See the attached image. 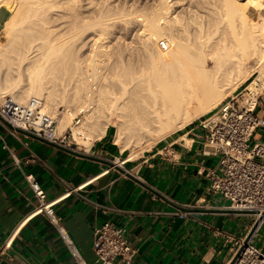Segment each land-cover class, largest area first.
I'll list each match as a JSON object with an SVG mask.
<instances>
[{"label":"bare ground","instance_id":"6f19581e","mask_svg":"<svg viewBox=\"0 0 264 264\" xmlns=\"http://www.w3.org/2000/svg\"><path fill=\"white\" fill-rule=\"evenodd\" d=\"M155 4L0 0L12 10L0 43V102L39 98L62 134L84 112L72 127L79 148L88 150L114 125L116 144L133 158L209 112L256 71L249 86L264 79V17L249 14L255 5L262 15L261 0ZM116 24L129 32L143 24L139 46L120 40L126 30L112 32Z\"/></svg>","mask_w":264,"mask_h":264},{"label":"crops","instance_id":"0c3cea01","mask_svg":"<svg viewBox=\"0 0 264 264\" xmlns=\"http://www.w3.org/2000/svg\"><path fill=\"white\" fill-rule=\"evenodd\" d=\"M8 16L0 8V29ZM256 102L264 116V89ZM106 130L86 151L72 142L63 145L113 165L32 137L0 118V250L11 240L0 264H78L48 216L35 212L39 200L25 173L44 187L89 264H99L95 228L106 221L125 229L136 249L132 264H226L251 220L238 228L228 225L234 215L225 211L229 201L210 187L220 155L204 151L199 121L133 158L114 141V125ZM256 137L264 138V131Z\"/></svg>","mask_w":264,"mask_h":264},{"label":"built area","instance_id":"2783aa9c","mask_svg":"<svg viewBox=\"0 0 264 264\" xmlns=\"http://www.w3.org/2000/svg\"><path fill=\"white\" fill-rule=\"evenodd\" d=\"M162 45L166 47L164 42ZM259 93L249 86H239L199 118L204 131V151L220 155L218 170L210 172L211 189L229 201L225 211L251 218L249 233L235 239L233 254L226 264H264V249L255 241L264 224V139L256 137L259 131H264V116L256 111ZM0 118L6 124L60 144H65L72 135L71 130L59 133L58 120L42 109L37 97L19 103L5 96L0 102ZM78 120L77 117L75 122ZM4 147L8 145L5 143ZM24 176L39 200L35 212L48 216L78 264H89L57 215L53 201L46 200V191L36 176L33 173ZM10 246L11 240H6L0 252ZM93 248L99 264H132L136 254L125 229L110 221L95 228Z\"/></svg>","mask_w":264,"mask_h":264},{"label":"rangeland","instance_id":"374dc122","mask_svg":"<svg viewBox=\"0 0 264 264\" xmlns=\"http://www.w3.org/2000/svg\"><path fill=\"white\" fill-rule=\"evenodd\" d=\"M96 1H98V0H95V2ZM107 1H110V2H112V3H118L119 5H121L122 6V3H123V6H125V5H127V6H139V7H149V6H154V5H156L155 4V0L153 1H151V0H149V3H147V1H145V0H107ZM130 1V2H129ZM159 1V0H158ZM157 0H156V3L158 2ZM262 2H263V6H262V11H261V13H262V15H260V10H259V8L260 7H257V6H251L250 7V12H249V14H250V16L253 18V19H255V20H261V19H263V17H264V0H261ZM137 2V3H136ZM153 2V3H152ZM127 3V4H126ZM143 4V5H142ZM0 8H4V9H6L7 11H8V15L10 16L11 15V13H12V10H11V8H8V7H6V6H1ZM93 8V7H92ZM257 8V9H256ZM94 9H96V10H94ZM93 10H94V12H93ZM92 13V14H91ZM96 13H97V8L96 7H94L93 9H91L90 8V10L87 12V14H88V16L91 18H93V17H95V15H96ZM259 15V16H258ZM8 16V17H9ZM7 17V18H8ZM7 18L5 19V21H4V23H3V25H2V27H1V29H0V43L1 42H3V41H5L6 39H7V35H6V30H7V26H6V20H7ZM121 24V23H120ZM116 27H114V29H115V31H114V29H112V32H118V33H121V35H122V33H123V31H124V28H125V30H126V32L124 31V34H123V36L122 37H120V40H122L123 42H128V41H130V39L131 40H135L134 41V43H132V45L134 44V47H137V45L139 46V40H140V37L143 35V33L141 32V30H142V26H143V31H145V29H144V25L143 24H139V26H141L140 28L137 26L136 28H137V30H135V32H134V30H131L130 32L128 31L129 29H128V27H125V26H122V25H120L121 27H122V31H121V27H119L118 28V26H117V24L115 25ZM116 28H117V31H116ZM140 29V30H139ZM120 31V32H119ZM138 31H139V34H137L138 33ZM132 32V33H131ZM136 33L137 34V37H136V34H135V37L136 38H134V33ZM141 32V33H140ZM128 35H127V34ZM127 35V37L125 36L124 37V35ZM90 35H92L93 36V34H91L90 33ZM120 35V34H119ZM131 37V38H130ZM125 38V39H124ZM138 39V40H137ZM125 40V41H124ZM136 40H137V44L135 43L136 42ZM139 43V44H138ZM136 45V46H135ZM251 62H252V64L254 63V60H251ZM255 65H257V64H255ZM258 75V72L256 71L255 72V75H253V76H251L250 77V79L247 81V82H245V83H243V84H240L239 86H241V88L242 87H245V86H249V83H251V81H254L255 79H256V76ZM255 84V85H254ZM264 79H261V78H259V80H257L255 83H253L252 85H251V89H253V90H256V91H258V92H261V91H263V89H264ZM238 86V87H239ZM237 87V88H238ZM233 93V92H232ZM231 93V94H232ZM230 94V95H231ZM7 96H10V95H7ZM11 97V96H10ZM12 98V97H11ZM59 110L60 111H63L64 109H65V106L64 105H62V104H60L59 105ZM79 113V114H78ZM84 116V112H77V114H75V116L73 117V120H72V125L70 126V127H68L65 131H63V133L65 134L66 132H69L70 133V130L72 129V132H73V136L71 135V136H68V138L66 139V141L67 142H72L74 145L76 144L75 143V140H74V137H75V134H74V131H73V126L75 125V121H76V118L78 117V118H82ZM204 116V115H203ZM203 116H201V117H203ZM201 117H198V118H196L194 121H196V120H198L199 121V118H201ZM192 123V122H191ZM59 125V124H58ZM115 128V127H114ZM58 129H59V133H60V127L58 126ZM62 132V131H61ZM264 139V138H263ZM115 141V140H114ZM253 142V141H252ZM251 220V218L250 217H247V216H245V215H238V214H234L232 217H228L227 218V223H228V225H231V226H233L234 228H238V227H240V226H242L244 223H248L249 221ZM256 243L259 245V246H261V247H263V249H264V224L262 225V227H261V229H260V231H259V233H258V236H257V239H256Z\"/></svg>","mask_w":264,"mask_h":264},{"label":"water","instance_id":"95a60500","mask_svg":"<svg viewBox=\"0 0 264 264\" xmlns=\"http://www.w3.org/2000/svg\"><path fill=\"white\" fill-rule=\"evenodd\" d=\"M10 126H12V125H10ZM12 127H14V126H12ZM14 128L17 129V130H19L20 132H23V133L29 134V135H31L32 137H35V138H38V139H41V140L47 141V142H49V143H51V144H54V145L59 146V147H61V148H64V149H66V150H68V151H70V152H72V153H74V154H78V155H82V156H88V157H92V158L100 159V160H103V161H105L106 163L111 164V165L114 164V162L111 161V160H108V159H105V158H98V157L89 156V155H87V154H85V153H83V152H81V151H78V150H76V149H74V148H70V147H67V146H65V145H63V144H60V143H56V142H53V141L47 140V139H45V138H43V137H40V136H38V135H36V134H34V133H32V132L26 131V130H24V129L17 128V127H14Z\"/></svg>","mask_w":264,"mask_h":264}]
</instances>
